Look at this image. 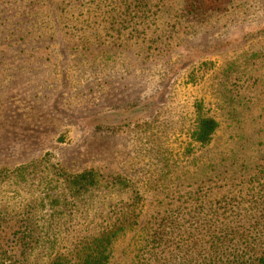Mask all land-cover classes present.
<instances>
[{
	"label": "rangeland",
	"instance_id": "obj_1",
	"mask_svg": "<svg viewBox=\"0 0 264 264\" xmlns=\"http://www.w3.org/2000/svg\"><path fill=\"white\" fill-rule=\"evenodd\" d=\"M119 4L141 12L100 17ZM199 114L218 124L207 145L192 138ZM263 167L264 0H0V213L28 221L23 264H49L51 242L75 255L80 229L133 205L142 219L110 264H210L238 242L257 259L247 218L170 229L160 216ZM90 171L94 186H75ZM227 226L239 240L216 239Z\"/></svg>",
	"mask_w": 264,
	"mask_h": 264
},
{
	"label": "trees",
	"instance_id": "obj_2",
	"mask_svg": "<svg viewBox=\"0 0 264 264\" xmlns=\"http://www.w3.org/2000/svg\"><path fill=\"white\" fill-rule=\"evenodd\" d=\"M135 1L133 0V2ZM88 8L90 10V4ZM140 12L141 8L138 5L133 7L128 4H119L116 9H112L106 15L105 13L104 15L101 14L100 17L109 20L115 15L118 18L126 19L134 18V15ZM87 15L90 17L92 12H87ZM217 127L218 124L213 119L199 114L192 138L201 145H207L211 141ZM90 175H92L91 171L83 172L76 176L75 186H79L81 189L86 188L88 191L90 187L94 186L92 180L88 179ZM223 188V185L214 183V186L209 187L201 196L198 195V192L194 194L188 193L186 201L180 202L175 207L169 205L170 207L166 213L162 215L159 213L157 217L161 215L162 224L174 227L170 229H181L178 227H182L183 223L188 222V220H192L194 222L193 225H197L200 229L208 226L206 222L208 224H215V220L221 221V219L210 217L219 216L226 221L228 218H231L228 221L230 224L236 223L238 218H247L249 221L254 222V228H256L254 231L258 237V244L262 246L259 249L262 250L259 257L253 260V253L248 251L244 243L238 242L236 244L238 249H235L233 252L228 251L231 248L226 247L218 254L220 259L217 262L214 260L210 264H264V232L262 230L264 229V167L254 174L253 177H250L248 181L243 182V185L237 191L232 192ZM133 207L134 205L126 214L107 217L108 220H104V222H94L93 219L92 223L87 226L88 228L80 229V232L71 239L72 246L77 250L75 255L72 252L68 254L60 253L59 247L51 242L48 252H53L50 254L54 255L49 264H110L112 247L115 242L128 228L139 223L138 218L142 219V214H136ZM82 215L81 213L79 216L80 220L83 218ZM99 216H97V219ZM21 218L18 217V219L15 218L14 220L8 215L0 213V260L2 261L10 260L14 264H23L24 256L30 249L32 230L28 225V221ZM161 226L155 227L154 225L151 227L146 237L148 239L145 240V243L151 245L150 251L147 253L151 262L157 256L155 251V248H157L156 236L158 235L157 230ZM251 227L253 228V225ZM248 232L253 231L249 230ZM216 233V239L219 238L223 244L239 240L237 232L231 231V228L228 226L223 231Z\"/></svg>",
	"mask_w": 264,
	"mask_h": 264
}]
</instances>
